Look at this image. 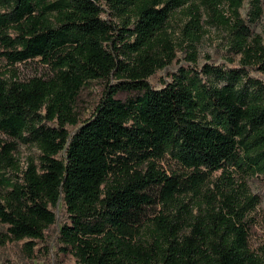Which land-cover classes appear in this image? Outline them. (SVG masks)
<instances>
[{"label":"trees","instance_id":"16d2710c","mask_svg":"<svg viewBox=\"0 0 264 264\" xmlns=\"http://www.w3.org/2000/svg\"><path fill=\"white\" fill-rule=\"evenodd\" d=\"M242 3H201L227 30L235 66L180 67L153 89L182 46L167 29L177 9L196 62L192 0H0V247L32 250L61 201L57 249L73 264H264V210L247 186L264 181V46ZM33 61L43 74L5 69ZM92 82L100 98L80 118ZM19 146L37 151L23 169Z\"/></svg>","mask_w":264,"mask_h":264},{"label":"rangeland","instance_id":"374dc122","mask_svg":"<svg viewBox=\"0 0 264 264\" xmlns=\"http://www.w3.org/2000/svg\"><path fill=\"white\" fill-rule=\"evenodd\" d=\"M204 0H192L195 5L200 7L202 27V37L195 45L196 62L192 63L189 60L190 49L186 47L184 37L182 35L183 26L189 20L184 11L177 9L167 22V29L171 35L172 41L178 43L182 41V46L177 52V60L171 65L162 70H158L148 82L153 89H159L164 83L169 81V75L176 72L180 67L200 70L205 64L217 66L221 68H231L235 66L236 61L233 55L229 52L230 38L227 30L221 24L215 14L209 12L205 6L201 5ZM252 0H243L240 9V15L245 20L253 34L259 35L264 46V0H260L261 16L255 23L248 22L249 13L251 10ZM218 10L229 17L228 4L224 1L218 6ZM4 63L0 61V74L3 72ZM5 69L14 70L20 80H25L32 76L43 74L44 68L37 63V61L28 62L26 64H18L12 68ZM249 76L263 80L258 73L250 71ZM101 94L100 84L96 82L90 83L84 88L79 96L77 102V109L81 113L80 118L89 117L94 106L97 104ZM0 140H4L0 136ZM37 151L26 146H19L15 158L19 161L21 169L30 157H34ZM165 166V165H164ZM166 167V166H165ZM5 174L9 177H15V172L8 168ZM247 186L250 194L256 195L259 203L257 210H264V181L259 177L247 179ZM55 215V223L44 234L42 241H34L32 250H25L22 247L23 242L7 244L0 247V264H73L69 257L62 256L57 249L58 232L63 222L66 220V214L62 202L59 201L53 210ZM252 232L249 234V244L251 248L256 249L263 241V229L260 228L259 223H255Z\"/></svg>","mask_w":264,"mask_h":264}]
</instances>
